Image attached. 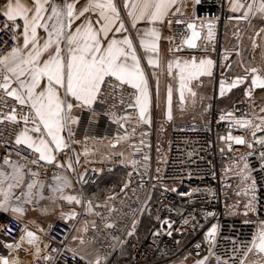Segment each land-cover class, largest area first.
I'll return each mask as SVG.
<instances>
[{
    "label": "snow or ice",
    "instance_id": "1",
    "mask_svg": "<svg viewBox=\"0 0 264 264\" xmlns=\"http://www.w3.org/2000/svg\"><path fill=\"white\" fill-rule=\"evenodd\" d=\"M201 2L0 0V33L8 37L0 43V214L19 225L14 230L0 223V264H22V254H31L29 264H110L112 252L122 250L126 238L135 236L139 217L152 215L150 194L143 200L137 197L140 206L132 210L130 224L122 229L119 225L127 215L123 207L130 199L128 192L136 196L133 180L139 177L137 187L143 189V177L149 175L145 149L152 147L149 129L153 111L161 106L162 79L168 122L174 119V96L181 113L199 104L206 115L213 99L231 102V107L219 109L217 123L227 125V133L218 135L224 145L219 151L233 153L234 145L247 149L231 158L225 171L239 181L236 195L245 198L243 216L257 212V180L249 158L256 157L264 172V66L245 63L247 49L239 29L233 32L236 43L224 48L219 63L211 58L219 17L201 18ZM228 10L234 14L229 20L247 25L251 50L261 48L264 0H228ZM173 24L184 28L173 32ZM165 28L172 34L165 35ZM186 50L194 51L181 55ZM261 55L264 59V52ZM234 64L242 73L232 74ZM217 68L218 90L214 86L213 96L203 95L205 78L213 81ZM236 89L246 105L243 111L232 100ZM234 130L240 134L234 135ZM116 167L129 169L118 190L113 186L103 194H89L86 186ZM155 171L154 178L149 175L155 180L153 190L159 187L179 197L200 191H180L165 183L159 167ZM239 205L237 201L233 208ZM167 211L183 216L179 209ZM29 212L54 217L62 227L28 219ZM215 216L209 211L204 219ZM155 219L159 228L152 233L154 242L161 235L183 234L184 226L196 217L183 219L179 227L159 214ZM256 224L250 238L232 239L230 251L219 253L220 225L211 223L203 236L207 254L202 255V244L196 243L193 264H264V219ZM109 230L122 231L125 238ZM109 239L108 250L102 251V242ZM189 255L173 264H187Z\"/></svg>",
    "mask_w": 264,
    "mask_h": 264
},
{
    "label": "built area",
    "instance_id": "2",
    "mask_svg": "<svg viewBox=\"0 0 264 264\" xmlns=\"http://www.w3.org/2000/svg\"><path fill=\"white\" fill-rule=\"evenodd\" d=\"M225 0H202L201 4L197 7V14L201 18L219 17L218 21L227 18L222 13V7ZM177 28L183 29V25L173 24V31ZM8 39L3 33H0V43L3 40ZM11 42L9 41V44ZM219 71L216 72V87H218ZM241 101V100H240ZM236 101L238 108L243 111L246 105ZM213 109L209 112L207 119L208 123L197 120H185L178 121L173 124L165 156L160 165H156L154 162L155 151V128L152 126L149 131L151 136L149 137L152 144L151 149H145L149 152L150 160L149 175L153 178L156 175V168L161 169V175L165 177V183L168 185L176 186L180 191L188 192L193 188L200 189V191L194 193L191 197H179L175 193H162L161 189L157 187L155 190L151 188V184L155 180H149V175L143 177L145 188L140 189L137 187L139 177L133 180L131 185L135 188L136 196H133L131 191L128 192L129 200L126 201V206L123 207V211L127 213L123 222L119 225L122 229L124 225L130 224L132 219V210L140 206L139 200H143L147 194L152 196L149 202L152 215L150 219L152 223L149 224L148 230L145 233L144 239H141L139 235V223L137 225L136 234L131 238H126L127 243L121 250L118 248L112 252L109 257L110 264H169L175 261L176 258L183 256L184 254L191 253L195 256L196 249L194 245L201 243V254L205 255L207 245L203 243V236L207 228L211 223H218L220 225L219 247L217 252L223 253L225 248L230 251V241L232 239L245 240L251 237L254 232L258 219H264V172L259 170V161L256 157H251L250 163L254 166L255 171L252 173L257 180L258 187V204L257 212L244 217L243 214H239L234 208L225 210L224 203L230 201L236 204V202L242 197L237 196L236 192L240 190L238 188V179L232 173H226L221 170L222 165H226L227 168L232 162L234 156H239L241 153L246 152L247 149L242 146H233V153H221L219 148L224 146L222 142L218 140V135H225L227 133V125L218 124L219 109L216 107V101L213 100ZM237 112V115H240ZM100 134H103L105 123L102 121L99 125ZM207 129H210L207 130ZM233 134H240L233 131ZM211 144V147L209 145ZM238 149V151H237ZM193 155L189 158L188 153ZM0 155H3V150L0 149ZM166 160V163L164 161ZM117 167L113 172H115ZM129 170V169H128ZM105 170L104 174L100 176L95 184L87 185L93 189V193H100V189L97 187L100 180L111 174ZM191 173V179L187 178V174ZM175 175L176 180L171 179ZM48 177L41 176V179H47ZM180 178H183V183H180ZM120 183H111L107 185L105 189L113 186H118ZM231 185V187H227ZM212 193H215L213 195ZM139 197V200H137ZM117 207H120L118 204ZM168 207L173 209H179L183 213V216L177 214L176 211H167ZM215 212L216 216L204 219V215L207 212ZM236 212L237 214H230ZM147 213V212H146ZM148 214V213H147ZM159 214L162 218H169L175 221L174 227H179L182 220L194 215L196 220L187 226H184L182 233L173 232L172 237L167 235H161L160 237L153 238V231L159 228V224L155 219V216ZM245 220H250L251 223H245ZM140 221V219H139ZM56 224L57 229L62 227L60 222L53 221ZM0 223H6L14 230L19 228V225L11 219V217L0 214ZM193 225L195 230L193 231ZM113 235L120 236L122 239V231L109 230ZM143 232V231H142ZM144 233V232H143ZM2 236L3 234L0 233ZM180 240L179 245L176 241ZM108 243H111L109 239L107 242H102L101 247L103 250H108ZM55 246V245H54ZM128 248V262H119V257L125 255V249ZM166 253V254H162Z\"/></svg>",
    "mask_w": 264,
    "mask_h": 264
},
{
    "label": "crops",
    "instance_id": "3",
    "mask_svg": "<svg viewBox=\"0 0 264 264\" xmlns=\"http://www.w3.org/2000/svg\"><path fill=\"white\" fill-rule=\"evenodd\" d=\"M222 8H223L222 13L227 18H224V20L217 22L216 40L214 41V43L216 45V51L212 52L211 48H210L209 55L211 56V58L216 60L219 63V61L221 59V55L224 51V48L228 47L230 49L236 43V40L233 37V32L236 31L237 29H239L241 35L244 36L243 47L247 49V51L243 53L245 63L247 64V63L251 62V64L253 66H264V59H262V55H261L262 52H264V41H258V43H261L262 47L257 48L256 51L253 52L251 50V41H249L247 38V33L249 32L247 25L244 22H241L239 25H237L235 20H229V17L233 16L234 14L228 10V0L224 1ZM254 23L258 24L259 22H254ZM226 24H227V28H225ZM164 32H165V35H171L172 34V32H169L167 28L164 29ZM205 32H206V30H205ZM133 35H135V33H133ZM188 51H194V50H186L184 53H181V55H187ZM231 59L233 61H236L237 57H235V55L233 54L231 56ZM145 64H146V61H145ZM148 71L150 72L151 70L149 69ZM217 71H219V74H220L219 68H217L216 72ZM242 71H243L242 68H240L234 64V69H233V73H232L233 75L242 73ZM216 72H215V79L213 81H209L207 78H205V86H204V88L200 89V91L203 95L213 96L214 95V86H215V89L218 90V87H216ZM164 83H165V81L162 79L160 109L153 111V126H154V128H156V125L158 126V122H161V120L168 122L164 116V97H165ZM153 92H155V81H153ZM176 99L177 98L174 96V108H173L174 119L170 123L173 122V124H174L178 121H185V120L204 121L205 119L206 120L208 119L209 113H207L206 115H202L201 107L199 104L195 108L188 107L186 111L181 113L178 110V107L176 104ZM242 99H243V96H242L241 90L240 89L234 90V95L232 96V100L233 101H239ZM215 101H216V107L218 109H220L221 106L231 107V102H228L227 104H222V102L220 100L215 99ZM106 187H107V185H106ZM103 190H105V189L102 188L100 191V194H103ZM87 191L89 192V194L93 193V189L90 187L87 188ZM27 218L28 219H36L42 225H45V226L49 221L53 222L55 219L54 217H49V218L41 217L36 212H29ZM0 238H3V236L1 234H0ZM188 254L186 253L183 256L176 258L175 262H178L179 260L183 259V257L185 255H188ZM195 258L196 257L193 256L192 254L189 255L187 264H193V260ZM31 259H32L31 254H29L26 257L23 256V254L21 255L22 264H29ZM118 260H119V262H128L129 261L128 258L126 257V255H124V254L121 255ZM173 262L169 263V264H173Z\"/></svg>",
    "mask_w": 264,
    "mask_h": 264
},
{
    "label": "rangeland",
    "instance_id": "4",
    "mask_svg": "<svg viewBox=\"0 0 264 264\" xmlns=\"http://www.w3.org/2000/svg\"><path fill=\"white\" fill-rule=\"evenodd\" d=\"M240 101V100H239ZM213 102V101H212ZM161 124H163V130H161ZM173 126V122H166V121H162L158 122V126L156 125L155 128V155H154V162L156 165H160L165 153H166V149H167V144H168V140H169V136H170V132ZM157 144H159L160 146V151H157ZM227 169L226 165H222L221 166V170L224 172ZM128 171V169L126 170V172ZM245 198L241 197L238 201H240V205L237 208H234L235 211H237L239 214L243 213V200ZM235 203L230 202V201H226L224 203V207L225 210L227 212L228 209L233 208V205ZM253 213H250L249 215H252ZM142 216L139 217V219H141Z\"/></svg>",
    "mask_w": 264,
    "mask_h": 264
},
{
    "label": "trees",
    "instance_id": "5",
    "mask_svg": "<svg viewBox=\"0 0 264 264\" xmlns=\"http://www.w3.org/2000/svg\"><path fill=\"white\" fill-rule=\"evenodd\" d=\"M126 170L127 169L117 167L115 172L108 174L107 176L103 177L100 180V182L98 183L97 187L101 190L102 188L105 189L106 185H109L111 183H120L121 180L125 177ZM150 218L151 217H149V215L145 212L139 221V235H140L141 239H144V237L146 235L145 233L148 230L149 224L152 223V220ZM124 252H126L125 255L128 258V254H127L128 248H126Z\"/></svg>",
    "mask_w": 264,
    "mask_h": 264
}]
</instances>
